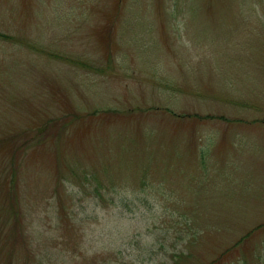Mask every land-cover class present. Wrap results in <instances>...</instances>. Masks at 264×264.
Wrapping results in <instances>:
<instances>
[{"label": "rangeland", "instance_id": "obj_1", "mask_svg": "<svg viewBox=\"0 0 264 264\" xmlns=\"http://www.w3.org/2000/svg\"><path fill=\"white\" fill-rule=\"evenodd\" d=\"M0 32V264H264V0H0Z\"/></svg>", "mask_w": 264, "mask_h": 264}, {"label": "trees", "instance_id": "obj_2", "mask_svg": "<svg viewBox=\"0 0 264 264\" xmlns=\"http://www.w3.org/2000/svg\"><path fill=\"white\" fill-rule=\"evenodd\" d=\"M0 36H2V37H9L8 34L3 33V32H0ZM41 142L43 143V141H41ZM8 143H9V145H8L9 147H8V148H9V150H11V153H10V156H11L12 153H13V152H12V148L14 147V146H13L14 142H13L12 139H10V140L8 141ZM19 148H21V147H19ZM13 156H14V155H13ZM12 158H13V157H12ZM9 181H10V179H9ZM9 181H7V184H8V185H9ZM57 181H58V180H57ZM8 185H7V186H8Z\"/></svg>", "mask_w": 264, "mask_h": 264}]
</instances>
